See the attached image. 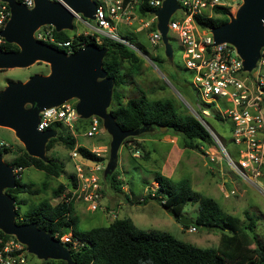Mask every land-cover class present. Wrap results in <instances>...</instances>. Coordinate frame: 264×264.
Listing matches in <instances>:
<instances>
[{"label": "rangeland", "instance_id": "obj_1", "mask_svg": "<svg viewBox=\"0 0 264 264\" xmlns=\"http://www.w3.org/2000/svg\"><path fill=\"white\" fill-rule=\"evenodd\" d=\"M97 2V0H94ZM228 7V17L234 16L236 10L241 5V0H223ZM99 3V2H97ZM183 12L178 8L171 19H180ZM140 16H131L132 27L123 23V21L114 23V32L119 36L131 39L144 54H141L143 61L137 74L132 75L129 84L123 87L125 101L128 97L144 94L148 99H169L173 102L178 111L197 117L192 113L190 107H193L197 99V94L192 85V73L184 65L183 48L177 33L168 29L166 38L169 45L168 52L165 45L160 40L155 46H151L148 41V34L152 31L146 29L139 21ZM150 18L153 16H149ZM144 17V21L150 18ZM87 22L82 23L74 20L72 30L76 33L92 34L91 27L94 26V20L84 18ZM156 29V28H155ZM158 53L162 58V65H157L152 61V56ZM49 66L43 61H35L27 67H13L0 69V89L7 82H23L34 74H47ZM76 103L75 99L70 100ZM221 110L229 108L230 104L223 100L214 101ZM109 106L107 108V111ZM216 113L210 108L209 116L202 117L206 124L215 131L224 143L225 148L236 160L235 146L231 142V122L217 121L214 119ZM88 122V120L86 121ZM104 119L98 124L97 134L91 137H85L80 133H75L77 145L86 147L94 152H99L104 158L101 162L102 169L97 174L92 173L93 164L90 167L82 165L85 172L89 174V179L97 178V187H99L100 205L96 210H91L90 204L82 200L75 199L73 202L74 212L72 216L77 218V227L81 230L96 226H106L113 219H130L139 229L158 232H168L178 240L190 243L200 248H215L219 240V229L205 228L195 224L197 215V202L186 201L179 209L180 216L191 220L188 225L182 224L175 219L169 211L160 203L159 199L150 198L149 195L156 188L154 174L170 179L173 182L186 180L190 188L201 196L212 198L219 205L223 212L232 214L241 218L244 222L254 221V231L260 241H264V168L262 175L258 177L256 185L243 180L227 163L223 153L218 145L212 141L197 142L203 153L196 149L182 148L183 138L174 135L165 128L144 126L136 131L132 137L133 141L125 140V137L119 144L114 155L110 152L112 136L103 125ZM63 125L54 127L57 133L66 131ZM167 133L175 136L177 139L175 145L170 143L153 142L152 137L162 136ZM145 138L143 147L135 144ZM0 142L10 145L11 151L1 153V159L10 164V160L17 153L19 148H24L22 143L16 138L14 131L0 127ZM149 151L147 157L145 151ZM68 149L60 141H56L49 149L44 150L45 160H50L64 166L63 174L59 177L46 176L43 171L27 167L21 171V181L30 184L33 188L41 187V183L46 184V188L37 195L19 194L17 199L25 203L19 205L17 211L22 215L27 206L36 203L45 198L51 204L60 200L59 197L52 198V189L59 183H67L68 176L73 174L74 161ZM213 158V159H211ZM85 162V160L83 161ZM166 169V170H164ZM117 171L115 179L118 181V187L111 181V175ZM106 175V176H105ZM109 192L113 195L109 200V205L114 208H106V198L102 199ZM128 198V199H127ZM115 201V203H114ZM119 204L117 205L116 203ZM70 237V232L62 237L66 240ZM26 252L27 264H39L47 259H42L32 253L28 248ZM70 264V263H68Z\"/></svg>", "mask_w": 264, "mask_h": 264}, {"label": "trees", "instance_id": "obj_2", "mask_svg": "<svg viewBox=\"0 0 264 264\" xmlns=\"http://www.w3.org/2000/svg\"><path fill=\"white\" fill-rule=\"evenodd\" d=\"M128 1V0H124ZM152 9L146 2L136 8L140 17L151 16ZM150 18V17H149ZM229 20L227 6H214L211 14L195 15L193 21L200 29L217 27ZM155 20L146 28L155 31ZM53 36L59 41H70L72 51L81 45L94 43L104 47L106 53L102 60V68L106 76L112 80L111 101L108 112L114 117L122 130L137 131L144 126H164L167 131L183 138L182 145L196 149L203 153L197 142H210L209 135L198 120L190 114L178 111L169 99H148L144 94L128 97L125 101L123 87L129 84L133 74L140 70L143 59L125 47L108 38H101L96 43L95 34L76 33L69 30H53ZM131 40V39H130ZM0 49L5 51H18V46L5 43ZM67 50V47L61 48ZM143 51V50H142ZM144 52V51H143ZM152 61L160 67L161 56L156 53ZM215 117H218L216 114ZM88 119H78L75 133H82L88 127ZM101 122V119L98 118ZM53 124L49 129L58 127ZM65 130V129H64ZM62 134L58 131L55 137L49 138L45 149H49L56 141H60L68 149L76 147L85 158L102 162V155H96L90 149L77 145L76 138L67 130ZM128 136L126 141H133ZM139 147L141 143L136 142ZM11 151L9 147L2 146L0 154ZM147 157V152L144 154ZM14 168L22 170L32 167L43 171L46 176L59 177L63 174L64 166L49 158L42 160L30 156L24 148H19L9 162ZM21 170V171H22ZM21 171L19 174H21ZM117 171L111 175V181L118 187L115 179ZM157 189L149 197L159 199L160 203L169 213L178 219L179 209L186 201L197 202L198 210L195 224L205 228L219 229V240L215 248H200L190 243L178 240L168 232L154 230L145 231L136 227L130 219H113L106 226H96L81 230L77 227V218L72 216L73 202L66 203L59 200L51 204L48 199H41L31 203L22 215L17 211L19 205L25 203L17 199L19 194L37 195L46 188L44 182L41 187L33 188L30 184L22 182L21 176L15 180L13 188L4 189L6 196L15 204V221L18 224L35 223L36 226L60 241V238L71 233L69 241L62 242L70 252V264H264V241H260L254 231V221L244 222L241 218L223 212L212 198L201 196L192 190L186 180L176 182L160 175L154 174ZM75 185L74 174L68 176L67 183H59L52 189V198L60 195ZM128 199V198H127ZM12 237L0 230V247L2 242ZM68 264L65 260L47 259L39 264Z\"/></svg>", "mask_w": 264, "mask_h": 264}, {"label": "water", "instance_id": "obj_3", "mask_svg": "<svg viewBox=\"0 0 264 264\" xmlns=\"http://www.w3.org/2000/svg\"><path fill=\"white\" fill-rule=\"evenodd\" d=\"M3 1L9 7L10 16L0 35L7 43L17 45L18 51L0 49V69L22 68L35 61H43L48 64L49 71L31 75L23 82H7L0 90V127L13 130L30 156L45 160V144L49 138L55 137L56 132L37 129L38 113L45 107L75 99V109L81 118L96 116L104 119L103 125L112 136L110 152L114 155L121 141L136 131L122 130L107 111L113 83L102 68L106 49L90 43L67 53L33 37L34 31L46 24L56 31L72 30L78 14L82 18L94 19L95 1L34 0L30 9L15 0ZM241 1L235 15L211 28L210 32L214 43H231L242 59L243 70L250 71L260 47L264 46V0ZM178 8V0H163L161 6L153 11L156 29L167 52L170 49L166 38L168 23ZM13 170L14 167L0 156V230L16 237L39 258L61 259L70 263V252L65 245L40 230L35 223H16L14 201L3 192L15 186ZM178 220L184 225L192 222L181 216Z\"/></svg>", "mask_w": 264, "mask_h": 264}, {"label": "built area", "instance_id": "obj_4", "mask_svg": "<svg viewBox=\"0 0 264 264\" xmlns=\"http://www.w3.org/2000/svg\"><path fill=\"white\" fill-rule=\"evenodd\" d=\"M15 1L28 9L34 6V0ZM162 1L97 0L99 3L95 1L94 26L91 27V30L92 34H95L96 43L105 37L124 45L141 56L144 52L135 43L114 32V23L123 21L127 25L130 24V17L138 16L136 8L146 2L152 9L151 16L153 17L148 21H144L143 18L142 20L138 19L147 28L151 21L155 20L156 22L153 11L161 6ZM178 4L183 16L180 19L170 18L168 29L177 33L183 48L184 65L192 73V85L197 99L190 109L212 141L218 145L228 165L243 180L256 185L264 168V46L259 49L254 67L250 71H244L242 59L231 43H214L210 32L211 28L200 29L193 21L195 15H210L214 6H226V3L223 0H178ZM9 16L10 11L7 3L0 0V30L5 26ZM75 20L87 23L80 14L76 16ZM262 27L264 33V20ZM53 30L54 27L51 25H41L34 31L33 37L58 49L67 47V53L73 52L70 48V41L56 40ZM160 40L161 35L157 29L148 34L151 46H155ZM5 43H7L6 40L0 35V47ZM83 46L81 45L79 48ZM217 99L230 104V107L221 110L217 104H214ZM75 104L68 100L59 105L41 109L38 113L37 129L46 130L53 124H59L63 125L65 130L75 137L74 127L77 125L78 119L81 118L75 109ZM210 108H213L218 115V117L213 116L215 120L220 122L226 119L230 120V139L235 146L236 160L225 148L221 137L203 120L202 117H210ZM87 119L88 127L81 135L91 137L97 134L99 121L96 116H90ZM2 146L9 147V145L0 142V148ZM94 153L100 155L99 152ZM69 155L76 161L73 173L75 185L66 189L59 198L66 203L75 202V199L82 200L84 203L90 204L91 210H96L100 205V188L97 187V178L89 179L91 173L85 172L82 165L90 167V164H93L94 166L90 169H93L92 173L95 175L102 169L101 162L83 157L76 147L71 149ZM84 160L85 162H83ZM21 170V167L14 168L16 179L20 176ZM156 189L157 185L153 192ZM62 237L60 238L61 243L69 241L71 233L66 240H62ZM26 252V246L12 235L2 242L0 264H27Z\"/></svg>", "mask_w": 264, "mask_h": 264}, {"label": "crops", "instance_id": "obj_5", "mask_svg": "<svg viewBox=\"0 0 264 264\" xmlns=\"http://www.w3.org/2000/svg\"><path fill=\"white\" fill-rule=\"evenodd\" d=\"M139 18H141V20H142V18L143 17H139ZM120 22V21H119ZM124 23V22H123ZM155 24H156V22H155ZM129 26H131L133 29H132V31H134V25L132 24V22L130 23V24H128ZM155 28H156V25H155ZM1 90V89H0ZM164 135H162V136H156V137H152V139H153V142H162V143H170V144H173V145H175V147H176V149H178L177 148V146H176V142H177V139H176V137L175 136H170L169 134H167V133H163ZM139 140H141V145L142 146H144V144H143V142H144V140H146L144 137L143 138H141V139H139ZM147 140H149V138L147 139ZM146 140V141H147ZM183 146V145H182ZM182 148H187V147H182ZM145 152H147V155H148V153H149V151L147 150V151H145ZM164 170H166V169H164ZM106 176V175H105ZM106 195L105 196H103L102 197V199H104V198H106V201H107V203L104 205V207H106V208H114V206L113 205H109V200H110V198L113 196V195H111L109 192H107V193H105ZM111 201V200H110ZM114 203H115V201H114ZM117 205L119 204V202L118 203H116ZM73 206H74V204H73ZM75 208V207H74ZM74 208H73V212H74Z\"/></svg>", "mask_w": 264, "mask_h": 264}]
</instances>
